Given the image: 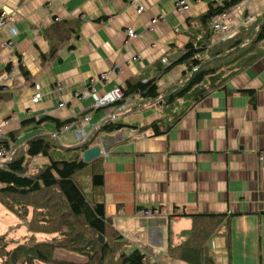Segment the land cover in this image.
<instances>
[{
  "label": "crops",
  "instance_id": "obj_1",
  "mask_svg": "<svg viewBox=\"0 0 264 264\" xmlns=\"http://www.w3.org/2000/svg\"><path fill=\"white\" fill-rule=\"evenodd\" d=\"M134 1L143 8L140 14ZM176 1L0 0V14H10L18 31L9 48L3 45L9 30L0 32L3 135L10 136L25 120L49 116L54 119L21 129L17 149H26L35 135H54L72 148L82 142L74 133L81 127L85 140L92 138L89 148L101 149L91 161L101 157V162L95 160L77 180L91 176L86 192L104 201L127 251L139 249L153 264H187L170 257L168 240L171 235L180 243L181 233L193 225L191 216L199 213L228 215L229 237L217 235L209 243L216 264H264V161L259 158L264 150V56L229 79L226 90H214L191 107L189 99L180 100L168 111L164 97L181 83L186 70L184 64L174 63L208 3L222 0H190L183 9ZM230 12L234 21L246 13L257 16L264 13V0H245ZM61 21L73 23L77 36L44 60L42 54L50 51L47 35ZM128 28L138 35L130 41ZM219 38L218 33L212 35L214 43ZM167 67L160 75L159 69ZM106 72L108 79H101ZM154 78L163 100L135 94L128 97L135 106L123 113L112 105L93 109L91 98L73 97L86 87L103 94L115 86L126 88L130 80ZM35 84L43 96L33 103ZM244 90H253V99ZM186 107L168 131L154 135V122L168 123ZM113 114L112 122L123 127L95 135ZM6 120L10 122L4 126ZM54 120H71L69 129L61 131ZM46 163L40 155L31 165ZM95 168L104 173L103 187L92 186ZM157 206L167 207L168 213L151 218L138 214Z\"/></svg>",
  "mask_w": 264,
  "mask_h": 264
},
{
  "label": "trees",
  "instance_id": "obj_2",
  "mask_svg": "<svg viewBox=\"0 0 264 264\" xmlns=\"http://www.w3.org/2000/svg\"><path fill=\"white\" fill-rule=\"evenodd\" d=\"M245 0H222L220 3L211 1L208 10L202 14L194 28L191 39L184 47V52L174 63L184 64L186 70L181 83L176 89L164 97L168 111L180 100L198 103L214 90H226V83L248 65L264 56V13L240 28L230 39L212 41L211 19L213 16L228 11ZM47 35L50 42L48 54H42V59L53 57L62 43L77 36V29L69 21L57 22ZM200 38H197L199 34ZM9 67V66H8ZM23 68V67H21ZM170 67L159 69L160 75ZM122 89L124 99L135 94L143 98L162 101L156 78L146 80H130ZM251 98L253 90H244ZM173 115L170 122H154L151 126L154 135L168 131L181 118L186 110ZM173 112L171 113V115ZM54 119L44 116L25 120L21 128L10 133L14 144L11 155L0 159V202L14 211L18 217L27 220V226L32 234H48L51 240L19 243L10 247L5 237H0V264H153L146 260L145 254L139 249L127 251V243L114 228L111 219L106 215L102 199H94L77 180V174L101 162V157L85 162L83 152L89 148L91 137L76 147L61 145L54 135H35L27 140L24 146L17 149L16 138L25 126L38 125ZM58 128L70 123L54 120ZM167 123V124H166ZM162 126H164L162 128ZM120 123L106 120L96 130L112 132L121 129ZM0 138V146L8 147V138ZM44 156L48 163L32 166V159ZM104 173L95 168L92 176L94 188L103 187ZM15 203L13 206L10 203ZM191 216V215H189ZM193 225L181 233L180 243L175 244L170 235L168 254L170 257L182 260L187 264H216L209 248L214 236L224 234L229 237L230 221L227 214L199 213L191 216ZM224 229V231H223ZM102 238L104 241H102ZM58 249L68 250L85 256V260H70L56 257Z\"/></svg>",
  "mask_w": 264,
  "mask_h": 264
},
{
  "label": "built area",
  "instance_id": "obj_3",
  "mask_svg": "<svg viewBox=\"0 0 264 264\" xmlns=\"http://www.w3.org/2000/svg\"><path fill=\"white\" fill-rule=\"evenodd\" d=\"M189 1L190 0H177L176 6L181 9L186 8ZM132 4L135 6L137 14H140L143 8L136 1L132 2ZM230 10L217 14L213 16L211 19L212 30L214 31V33H218L220 37L219 41L234 37L239 32L242 26L250 24L256 19V16L254 14L246 13L241 20L234 21L231 18L232 14ZM5 29L9 30V36L6 40H4L3 45L4 47L9 48L13 45L14 42L12 38L18 34V31L11 23V15L1 13L0 32ZM126 33L128 35V41L138 36L137 33L131 28L126 29ZM112 69H116V68L113 67ZM4 76L5 74L0 75V79H2ZM100 77L103 80H107L108 72L103 73ZM42 96L43 95L41 92V86L39 84H35L34 92L32 95L33 103L39 102L42 99ZM73 97L76 99L91 98L93 100V104H92L93 109L103 108L112 105L115 107L116 113H123L135 106V102L133 100L131 99L123 100L124 93L120 86H115L112 89L105 91L103 94H99V92L94 88L86 87L82 91H76L73 94ZM116 115L117 114L110 115L109 120L110 121L114 120ZM88 119L89 117H87L85 120ZM9 122H10L9 120L4 121V126H7ZM2 127L3 126L0 125V138L7 137L3 135ZM67 129H69V125L66 124V126L62 127L61 131ZM74 133L76 138L79 139L80 141L84 142L88 140V139L85 140V132L81 127L77 128L74 131ZM14 147L15 146L13 142L10 140V138H8V147L5 145L0 146V159L2 160L6 159V157L11 155ZM259 158L264 161V150L259 151ZM167 213H168L167 207L165 206L149 207V208L140 209L138 211L139 215L147 218L162 216V215H166Z\"/></svg>",
  "mask_w": 264,
  "mask_h": 264
},
{
  "label": "rangeland",
  "instance_id": "obj_4",
  "mask_svg": "<svg viewBox=\"0 0 264 264\" xmlns=\"http://www.w3.org/2000/svg\"><path fill=\"white\" fill-rule=\"evenodd\" d=\"M85 190H88L91 176L89 174H83L78 176ZM89 180V183H88ZM88 184V185H87ZM15 206V203H10ZM14 211H10L6 205L0 202V237H5L11 244L10 247L16 246L19 243L31 242L33 237L35 242L43 240H51V235L38 233L32 234L27 226V220L18 217L14 214ZM56 257L70 260H81L84 261L85 256L74 253L64 249H58L56 251Z\"/></svg>",
  "mask_w": 264,
  "mask_h": 264
},
{
  "label": "water",
  "instance_id": "obj_5",
  "mask_svg": "<svg viewBox=\"0 0 264 264\" xmlns=\"http://www.w3.org/2000/svg\"><path fill=\"white\" fill-rule=\"evenodd\" d=\"M100 152L101 149L99 147L88 148L83 152L82 158L85 162H90L93 158L99 156ZM102 241H104L103 238Z\"/></svg>",
  "mask_w": 264,
  "mask_h": 264
}]
</instances>
